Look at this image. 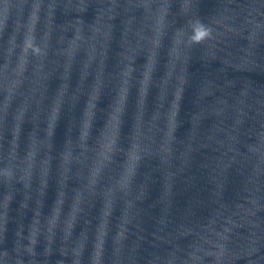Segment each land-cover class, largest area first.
<instances>
[{
	"label": "clouds",
	"instance_id": "obj_1",
	"mask_svg": "<svg viewBox=\"0 0 264 264\" xmlns=\"http://www.w3.org/2000/svg\"><path fill=\"white\" fill-rule=\"evenodd\" d=\"M254 72L264 0H0V264H264Z\"/></svg>",
	"mask_w": 264,
	"mask_h": 264
},
{
	"label": "water",
	"instance_id": "obj_2",
	"mask_svg": "<svg viewBox=\"0 0 264 264\" xmlns=\"http://www.w3.org/2000/svg\"><path fill=\"white\" fill-rule=\"evenodd\" d=\"M137 63H142V58H138ZM198 67H199V65H194V68H198ZM247 75H249L252 79H254L258 82H264V73H255L254 72V73H249ZM106 102H107V98H105L102 101V105ZM190 108H191V105L187 102V97H186L185 103L183 105V109H184V111H188V110H190ZM98 123H99V121H98ZM64 124H65V119L62 117V119H61V121L58 124L57 129H56V141L58 144L60 142H62V140H63ZM52 196H53V193L50 189L49 193H48L49 200L52 198Z\"/></svg>",
	"mask_w": 264,
	"mask_h": 264
}]
</instances>
